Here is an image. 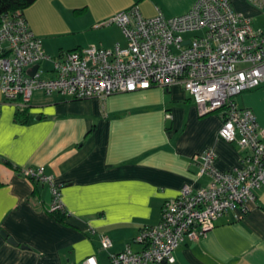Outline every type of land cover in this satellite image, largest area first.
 Returning <instances> with one entry per match:
<instances>
[{"label":"crops","instance_id":"0c3cea01","mask_svg":"<svg viewBox=\"0 0 264 264\" xmlns=\"http://www.w3.org/2000/svg\"><path fill=\"white\" fill-rule=\"evenodd\" d=\"M195 1L35 0L24 17L55 57L89 45H125L118 25L95 24L130 6L146 17H171ZM231 1L252 20L264 9L250 0ZM93 29H101L95 37ZM238 95L248 96L237 104L264 125V83ZM221 125L217 112L200 113L181 84L82 99L36 90L26 106L5 100L0 90V264H79L91 254L106 264L109 253L127 244L140 249L134 237L158 223L166 201L183 185L208 184L209 176L198 173L197 155L211 148L217 169L241 166L245 151L218 136ZM39 166L63 183L64 212H50L49 185L22 172ZM246 207L238 217V209L225 213L205 236L182 241L175 260L164 264H264V187ZM99 233L112 240L108 251Z\"/></svg>","mask_w":264,"mask_h":264},{"label":"built area","instance_id":"2783aa9c","mask_svg":"<svg viewBox=\"0 0 264 264\" xmlns=\"http://www.w3.org/2000/svg\"><path fill=\"white\" fill-rule=\"evenodd\" d=\"M250 1L264 7V0ZM252 23V17L233 9L231 0H196L185 13L171 17L161 12L146 17L133 5L95 24L118 25L125 45H89L52 57L23 16L2 18L0 90L5 100L26 106L36 90L82 99L181 84L201 114L221 116L218 136L245 151L241 166L228 171L214 166L216 154L211 148L197 155L198 173L209 176L208 184L183 185L175 199L164 203L158 223L142 227L134 237L141 248L133 250L127 244L109 253L106 264L173 262L182 241L205 236L230 210L238 209L236 216H241L246 201L264 187V125L249 107L235 100L241 92L264 83V28L256 29ZM44 61L51 62L49 69ZM22 172L49 185L50 212L64 211L63 183L55 181L43 166ZM98 237L100 247L108 251L113 245L110 237L101 233ZM79 264L100 263L91 254Z\"/></svg>","mask_w":264,"mask_h":264},{"label":"trees","instance_id":"16d2710c","mask_svg":"<svg viewBox=\"0 0 264 264\" xmlns=\"http://www.w3.org/2000/svg\"><path fill=\"white\" fill-rule=\"evenodd\" d=\"M35 0H0V23L2 18L7 14L21 15L24 17V9L32 4ZM25 18V17H24ZM25 108L19 109L17 115L21 117ZM61 210L54 211L59 213ZM62 212H64L62 210Z\"/></svg>","mask_w":264,"mask_h":264},{"label":"rangeland","instance_id":"374dc122","mask_svg":"<svg viewBox=\"0 0 264 264\" xmlns=\"http://www.w3.org/2000/svg\"><path fill=\"white\" fill-rule=\"evenodd\" d=\"M30 6L31 5L27 6L26 8H28ZM257 15L258 16L253 19L254 20L253 23H254L255 28L257 26H259V28H264V9L262 12L257 13ZM259 28H256V29H259ZM99 30H101V29H93L92 31H94V32L92 33V36L94 35L93 37H95L97 34H99V32H100ZM245 94H247V93H245ZM247 97H248L247 95H243V96L237 95V96H235V100L238 101L239 104H241V102L243 103V100L245 101L247 99Z\"/></svg>","mask_w":264,"mask_h":264},{"label":"water","instance_id":"95a60500","mask_svg":"<svg viewBox=\"0 0 264 264\" xmlns=\"http://www.w3.org/2000/svg\"><path fill=\"white\" fill-rule=\"evenodd\" d=\"M188 42V41H187ZM38 65H35L32 69H31V73H33L36 69H37ZM3 235L7 236L6 233H3ZM8 240L12 243H14L15 241L11 238V237H8Z\"/></svg>","mask_w":264,"mask_h":264}]
</instances>
